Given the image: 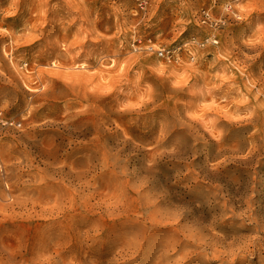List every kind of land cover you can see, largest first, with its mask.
Returning a JSON list of instances; mask_svg holds the SVG:
<instances>
[{
  "label": "rangeland",
  "instance_id": "obj_1",
  "mask_svg": "<svg viewBox=\"0 0 264 264\" xmlns=\"http://www.w3.org/2000/svg\"><path fill=\"white\" fill-rule=\"evenodd\" d=\"M263 242L264 0H0V264Z\"/></svg>",
  "mask_w": 264,
  "mask_h": 264
},
{
  "label": "bare ground",
  "instance_id": "obj_2",
  "mask_svg": "<svg viewBox=\"0 0 264 264\" xmlns=\"http://www.w3.org/2000/svg\"><path fill=\"white\" fill-rule=\"evenodd\" d=\"M147 200H149V202H150V199H147ZM156 202V201H155ZM147 203V202H146ZM150 204H151V202H150ZM147 205H148V203H147ZM152 206V205H151ZM155 206V205H154ZM156 208V207H155ZM158 208V207H157ZM154 209V208H153ZM153 209H151V214H153V213H155L156 212V210L154 209V212L152 211ZM161 210V209H160ZM160 210H157V211H160ZM162 211V210H161ZM168 211V210H167ZM153 212V213H152ZM159 213V212H158ZM156 214V213H155ZM154 215V214H153ZM158 215V214H157ZM164 215V214H163ZM154 216H156V215H154ZM161 216V215H160ZM168 216V215H167ZM156 217H158V219L156 218ZM156 217H154V218H156L157 220H159L160 218H159V215L158 216H156ZM164 217V216H163ZM153 218V219H154ZM167 218V217H166ZM165 220V219H164ZM156 221V220H155ZM157 222H163V221H161V219L159 220V221H157ZM262 243V242H261ZM264 243V242H263ZM262 249L264 250V247H262ZM226 254V253H225ZM182 261V260H181ZM233 261V260H232ZM231 261V262H232Z\"/></svg>",
  "mask_w": 264,
  "mask_h": 264
},
{
  "label": "built area",
  "instance_id": "obj_3",
  "mask_svg": "<svg viewBox=\"0 0 264 264\" xmlns=\"http://www.w3.org/2000/svg\"><path fill=\"white\" fill-rule=\"evenodd\" d=\"M206 15H208V13L206 12ZM160 54L163 55L165 53V50H159Z\"/></svg>",
  "mask_w": 264,
  "mask_h": 264
}]
</instances>
